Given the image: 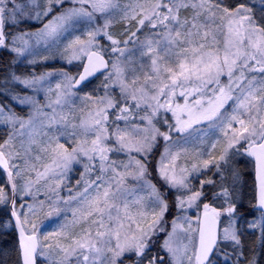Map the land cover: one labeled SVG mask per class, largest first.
Returning a JSON list of instances; mask_svg holds the SVG:
<instances>
[{
    "label": "snow or ice",
    "instance_id": "6c2138e0",
    "mask_svg": "<svg viewBox=\"0 0 264 264\" xmlns=\"http://www.w3.org/2000/svg\"><path fill=\"white\" fill-rule=\"evenodd\" d=\"M261 5L264 11V0ZM117 9L118 0H67V5L66 0H0V50L15 54L8 65H0V95H7L15 85L46 93V103L30 95L13 97L31 105L32 115L27 120L15 113L6 117L10 123L19 122L20 134L28 129L30 145L38 143L37 136L47 137L39 151L48 154L50 163L42 165L43 171L36 172L35 180L20 189L21 198L32 194L33 183L51 179L54 187L49 185V190L57 194L49 198L46 211L45 201H38L43 215L70 211L72 217L71 221L64 217L66 222L57 230L42 233L33 205H28V211L35 219L15 210L17 178L23 170L13 157L20 153L14 150L11 136L0 144V167L8 173L12 186L11 197L0 187V203L12 205L22 264H38L41 257L40 264H125L126 254H131L127 259H134V264H165L163 257L149 254L153 236L163 230L169 210L167 196L152 182L149 171L158 136L172 142L166 143L157 171L168 188L177 190L175 206L181 210L185 205L199 207L197 202L203 206V218L196 228L172 221V231L162 245L171 264H257L255 248L251 257L243 251L234 199L239 173L227 172L220 162L227 165L230 153L242 150L254 158L258 194L253 207L260 210V220L249 223L248 228L259 230L257 242L264 246V16L257 19L249 4L232 6L221 0H134L119 10L123 20H135L138 27L121 40L106 31ZM98 14L105 21L103 26L87 31V40L75 36L62 54L71 50L65 55L69 63L86 59L78 78L65 72L67 83H57L54 90L44 85L52 72L35 75L14 67L22 63L18 58L28 53L34 38L37 43L44 40L47 47L48 39L57 38L81 20L90 24ZM45 17H49L46 22ZM34 22L43 27L29 30ZM100 35L111 42L110 51L118 54L114 59H105L103 50L95 47ZM36 63L35 59L27 60L29 65ZM101 69L107 70L105 87L118 85L120 96L106 92L94 102L95 110L88 118L77 123L73 113L64 110L74 103L72 89ZM4 110L0 105V113ZM161 110L170 112L175 121L170 123L164 115L167 130L163 132L156 126ZM41 116L45 119L38 121L41 130L37 131L36 118ZM201 125L205 127H198ZM53 128L51 134L44 130ZM209 129L222 134L224 146L218 159L208 153L210 158L201 162L207 168L215 161L220 182L201 181L196 189L188 180L189 169L176 162L188 151L185 144L193 137L200 139L197 134L206 135ZM173 131L180 134L176 140ZM62 136L67 137L64 143L60 142ZM220 144L217 139L210 147ZM24 152L27 165L31 147ZM110 153H125L127 161ZM35 159L40 160V155ZM73 162L83 163L84 171L76 188L68 187L69 196L63 198L57 189ZM31 170L36 171L35 164ZM192 170L199 168L193 164ZM205 184L213 187L206 190ZM209 195L227 206L217 209L203 203ZM224 213L229 222L221 229ZM178 229L188 234L187 243L180 241L173 246ZM225 245L238 256L229 255ZM221 256L222 260L218 259Z\"/></svg>",
    "mask_w": 264,
    "mask_h": 264
},
{
    "label": "rangeland",
    "instance_id": "374dc122",
    "mask_svg": "<svg viewBox=\"0 0 264 264\" xmlns=\"http://www.w3.org/2000/svg\"><path fill=\"white\" fill-rule=\"evenodd\" d=\"M130 2H134V0H118L119 3V9H123L126 7ZM221 2L225 5H232L235 6L239 3H245L249 4L254 9V14L259 19L260 17L264 16V11H262V5L261 0H239L236 3H230L227 0H221ZM67 5V0H66ZM117 9L114 11V14L111 17V23L108 29L109 33H111L114 37H117L121 40L127 39L131 36L132 32H135L138 25L136 24V21L133 20L130 23L122 19V12ZM49 19V17H45L44 21L46 22ZM104 19L101 18L98 14L97 19L93 20L90 24L84 20H81L78 22L74 27H70L67 31H62L61 34L55 38V39H48L46 41L47 47L45 46V41L41 40L39 43L35 40V38L30 42L29 51L25 54V56L21 57L22 62L27 64V60L29 59H35L37 63H41L44 61H60V62H69L67 58H65V55H70L71 50L68 54H64V48L65 45L68 44V42L73 39L75 36H80L81 39L87 40L88 37L86 35L87 31L95 28H100L104 24ZM43 27L40 26L39 28ZM144 29H141V32H143ZM141 33L137 32V36H140ZM142 38V37H141ZM97 40L99 43L95 45L97 49H102V54L107 57L108 60L114 59L118 54L112 53L110 51L111 49V42L103 35H100L97 37ZM133 45H129V48H132ZM44 57H48L47 60L44 59ZM78 61V60H75ZM36 63V64H37ZM29 65V64H27ZM53 75L51 77H48L44 81L45 87L51 86L54 90L57 83L66 84L67 82L64 80L63 73H68V71L65 70H54L51 71ZM69 74V73H68ZM70 75V74H69ZM76 76V75H71ZM105 79L104 75L99 76L97 79L89 83L88 85L82 87L80 90L75 91L72 89V91L75 93L74 96L70 97V99L74 102L71 109H69L68 106H65V112L71 111L73 115L77 118L75 122H79L80 118L87 119L88 113L95 110V101L99 97H103L105 93H109L110 95L114 97H119V86L113 85L111 87L106 88L105 87ZM26 92L24 94H20L17 96L23 97L25 95L35 96L37 100H39L41 103H46V93L44 90H40L36 93L31 92V90L26 89ZM87 97H91L92 99L89 100ZM17 104L24 109L25 113L18 115L16 114L10 107H7L0 103V105L4 106V112L0 113V144H3L4 141L8 140L9 137H12L11 143L14 146V150L16 152H19V156L13 157V162L18 164L20 168L23 170L21 173V177L17 178V194L15 196L16 201V211L18 213H27L29 216V219H35L33 217L32 213L28 211V205H33L34 210L37 212V215L40 217L38 223L40 225V229L42 233L52 232L54 230H57L60 225L64 224L66 221L64 217H67V221H71V212H62L59 216L53 215L51 217H46L43 215V211H41L40 206L38 204V201L43 200L45 201V209L47 210V205L51 203V198L56 197V192H52L49 190V185L54 187V184L52 183V180H41L38 184L33 183L31 185V191L32 194L30 195H23L20 192V189L24 187L25 184L29 182V180H35L36 172L43 171L42 165L50 163V159L48 157V154L42 153L39 151L40 147L43 145V143L47 140V137L44 136H37L35 137L38 141L37 144L30 145V137L28 134V129L25 128L23 134H20L17 129L19 127L18 121L8 122L6 119L7 116L11 115L12 113H15L17 116L22 117L24 120H27L30 115H32V106L27 104H21L19 101H17ZM111 111V110H110ZM162 114L156 118V126L159 128V126H164L165 131L167 130V125L163 123L164 115L167 116L170 123H174V118L171 116V113H163V110H161ZM45 119L43 116L36 118L37 122L35 124L36 130H41V125L38 123L39 120ZM110 119H114V117H110ZM123 127V121L118 122ZM198 127H205L204 125L198 126ZM45 131L53 132L55 129H44ZM173 140H176L177 137H179L180 134L176 132L171 133ZM197 135L200 136V139H196L193 137L188 143L185 144V147L188 149L187 152H182L179 159L177 160V164L180 166H186L189 169L188 174V180L191 182V186L193 188L199 189L201 185V181H205L208 179L214 180L217 182V184L220 182V175L217 172L215 161L213 163L209 164L207 168H204L202 164V160L209 159L208 153H211L212 156L216 157V159L219 158L222 148H223V136L217 129H209L207 134L198 133ZM67 137L62 136L60 138V142L64 143L66 141ZM217 139L221 141V144L218 145L215 149L211 148L210 145L215 142ZM114 142V141H113ZM166 143L171 144L172 142H165L163 140V137L158 136L156 141V146L153 149L152 153L157 150V157L154 164V171L152 169H149L151 172V180L153 183L157 185V187L167 196V201L169 203V210L165 213L164 219L162 222L163 230H159L154 236L153 239L156 242V244L160 245V251L159 256L164 258V261L166 264H171V258L169 253L162 247L164 244V241L168 239V233L172 231V221L176 220L178 224L184 225L185 228H188L189 225L192 228L197 227L198 220L201 217V214L203 213V206L201 202H197L199 207L197 205H193L192 207H188L185 205L184 209H178L175 206L176 203V189L168 188L167 185L164 184L163 180L160 179L157 168H158V162L160 160L161 154L165 151ZM179 143H184L183 140H180ZM160 144V148H158V145ZM66 146H69L66 144ZM31 147V152L28 153L27 159L29 163L26 165L24 163L25 159V152L24 149ZM239 147V145L237 146ZM235 150H232L234 152ZM37 155H40L41 159L36 160L35 157ZM110 156L113 158H117L120 160L127 161V155L125 153H110ZM32 164H35L36 171H32ZM196 164L199 168V171L192 170V165ZM221 168L225 169L227 172H230L232 170H235L239 173V182L236 185V190L234 193V199L236 201V204L238 203H244L245 202V196L250 193V189H246V183L241 180L240 178V171H246L252 172L253 174V163L251 159L247 156L246 153L243 152V150L240 153L232 154L230 153L229 156V162L227 165L223 161L220 162ZM84 171V164L83 163H77L73 162L69 170L65 173L64 183L60 186L59 189H57L59 196L63 198H67L69 196V192L67 190L68 187H71L73 189L76 188V181L81 178V175ZM5 174V173H4ZM6 175V174H5ZM1 178V177H0ZM6 179L8 181V178L6 176ZM245 179V178H244ZM243 179V180H244ZM9 183V181H8ZM230 183V180L228 181ZM4 179L3 181L0 179V187L4 188ZM67 186V187H66ZM10 187V186H9ZM205 189H211L212 185H204ZM5 189V188H4ZM37 189L39 191H37ZM184 190H181V193H183ZM254 194L255 189L253 188ZM5 192L8 194V192L5 190ZM10 197H11V190H10ZM35 197V198H34ZM203 203H209L212 206L216 207L217 209H222L226 207L227 205L223 204L222 200H213L211 196L209 195L207 198L203 200ZM3 203H0V205ZM23 205V207H21ZM61 207H66L63 204H61ZM179 217V219H177ZM238 223L242 230V237L251 234V233H257L259 234V230H253L248 228V224L251 222H258L260 220V214H252L250 216H244L243 214L238 215ZM229 222V217L227 214H222L220 217V225L221 229L225 226H227ZM3 230H8L12 228V223L9 221H6L3 223L2 226ZM78 231V229H76ZM187 233L177 230L176 236L173 238L171 243L173 246L179 245L180 241H184V243H187ZM227 248H230L233 250L230 246H223L224 250ZM151 251V250H150ZM190 254V253H189ZM131 254H126L125 257V264H132V260L127 259V256ZM218 259L222 260V256L218 257ZM43 258H38V264H40V261H42ZM185 264L187 262L185 261Z\"/></svg>",
    "mask_w": 264,
    "mask_h": 264
},
{
    "label": "trees",
    "instance_id": "16d2710c",
    "mask_svg": "<svg viewBox=\"0 0 264 264\" xmlns=\"http://www.w3.org/2000/svg\"><path fill=\"white\" fill-rule=\"evenodd\" d=\"M230 3H236L239 0H227ZM42 26V23H36L34 22L32 25H30L31 31H36L39 29V27ZM15 56L14 53H9L6 50H0V65H8L9 62L13 59ZM20 61H22L21 57L18 58ZM82 60H72L71 63L69 62H60V61H44L41 63H37L34 65H27L25 63H20L19 65H15L14 67H17L21 72L27 69L28 71L34 73L35 75H41L46 72H51L54 70H65L68 71L70 75H77L79 72V69L81 67ZM22 86L15 85L14 87L10 86V92L7 95H0V103L3 105L10 107L16 114L20 115L24 114L25 111L22 109L20 105L17 104V100L13 97L24 94L26 91ZM160 130L163 132L165 131V127L159 126ZM162 137V136H161ZM160 144L158 145V148H160ZM157 150L156 149L149 159V169H152L154 171V164L157 157ZM240 178L243 181V183H246V189H250V193L245 196V202L244 203H238L237 204V213L243 214L245 217L250 216L252 214H256L252 210L253 203H254V179L252 172L240 171ZM0 179L3 181L4 179V188L8 192V195L10 197V187L9 183L6 179V175L4 172L0 169ZM245 178V179H244ZM244 179V180H243ZM231 184V181L230 183ZM17 207V206H16ZM226 214V213H225ZM260 214V213H257ZM6 221H10V209H9V203H3L0 205V264H20V253L19 248L16 240V234L12 228L8 230H3L2 226L3 223ZM222 226V225H221ZM259 234L257 233H251L247 234L242 237L244 242V254L246 257H251L252 250L255 248V255H256V262L257 264H264V246L260 245L257 242ZM153 239L152 245H151V251L149 254L151 256H157L161 255L159 254L160 251V245L156 244ZM226 252H228L231 256H238V253L234 250H231L230 248L226 247ZM240 259H243V257H240ZM132 264H134V260L132 261ZM166 264V263H165Z\"/></svg>",
    "mask_w": 264,
    "mask_h": 264
},
{
    "label": "water",
    "instance_id": "95a60500",
    "mask_svg": "<svg viewBox=\"0 0 264 264\" xmlns=\"http://www.w3.org/2000/svg\"><path fill=\"white\" fill-rule=\"evenodd\" d=\"M106 59V58H105ZM83 63H86V59L83 60ZM107 70L106 69H101L100 71L96 72L95 74H93L92 76H89L85 81L81 82L79 85L75 86L73 88V90L75 91H78L80 90L83 86L87 85L88 83H90L91 81L95 80L96 78H98L99 76L103 75L104 72H106ZM83 73V66L81 67L80 69V72L78 73L79 74H82ZM78 75H77V78H78ZM253 161V179H254V184H255V199H254V204L256 203V199H257V194H258V189H257V181H256V171H255V160L254 158L250 157ZM0 169L6 174L7 178H8V173L5 171V169L3 167H0ZM8 181H9V178H8ZM9 186H10V190H11V196H12V186H11V183L9 182ZM15 198V197H14ZM9 209H10V221L12 223V227H13V230L16 234V240H17V244H18V248H19V253H20V264H22V255H21V249H20V236H19V229L16 227V218L14 216H12V211H13V208H12V205L11 203H9ZM16 210V209H15ZM253 210L255 212H260L259 209L257 208H254L253 207ZM203 218V214L201 215L200 219Z\"/></svg>",
    "mask_w": 264,
    "mask_h": 264
}]
</instances>
